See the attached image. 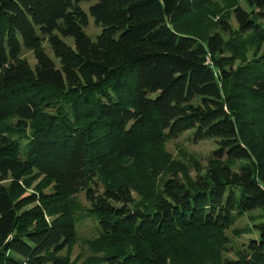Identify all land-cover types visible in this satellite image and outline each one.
<instances>
[{
	"label": "trees",
	"instance_id": "obj_1",
	"mask_svg": "<svg viewBox=\"0 0 264 264\" xmlns=\"http://www.w3.org/2000/svg\"><path fill=\"white\" fill-rule=\"evenodd\" d=\"M81 1L0 0V264H264V221L223 256L264 207V11L235 29L209 0ZM190 129L216 144L195 179L164 149Z\"/></svg>",
	"mask_w": 264,
	"mask_h": 264
},
{
	"label": "rangeland",
	"instance_id": "obj_2",
	"mask_svg": "<svg viewBox=\"0 0 264 264\" xmlns=\"http://www.w3.org/2000/svg\"><path fill=\"white\" fill-rule=\"evenodd\" d=\"M93 2L94 0H83L79 3V5L86 12H88L89 6ZM209 2L215 4L218 10H229V23L235 29L238 28V24L233 15L234 7L241 6L249 12L256 11L260 13L264 11V6L258 7L256 1L249 3V1L247 0H209ZM261 8L262 10H260ZM217 17H215V20L217 19ZM260 22L264 26V16L261 18ZM100 29V26L95 24L93 17L91 15H88V22L87 25L83 27V31L92 39H94L95 36L100 32ZM64 40L70 45L73 44V39L71 37H66L64 38ZM45 48L47 54L54 60L56 64H58L59 59L54 56L48 44H45ZM22 54L28 60L29 65L33 68L35 60L32 55V52L23 49ZM193 133L194 130L192 129L179 133L176 137L169 139L164 143V149L166 152L170 153L173 158L183 162L188 168L189 174L192 179H195L197 176L206 174V170L208 168V160L210 159L211 151L215 148L216 144L213 139L196 140L193 137ZM39 180L36 182H39ZM29 192H32V189L29 190ZM132 197L133 203L131 206H142V201L136 196L135 193H133ZM76 198L77 201L80 202L82 207H90L91 204L87 200L84 190L78 192L76 194ZM35 204L36 203H33L31 206ZM261 221H264V207H258L252 210L251 212H246L243 216L239 218H235L234 221L230 225H228L224 230L226 240L224 243L225 251L223 256L229 259H235L240 254L246 253L249 239L251 237H256V234H243L234 230H240L244 227H251L253 222ZM76 231L77 240L71 251L72 258L81 254L84 256L89 255V249L85 244L84 240L87 238L96 237V235L98 234L96 221L93 220L90 216L81 217L76 223Z\"/></svg>",
	"mask_w": 264,
	"mask_h": 264
}]
</instances>
